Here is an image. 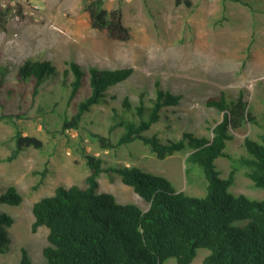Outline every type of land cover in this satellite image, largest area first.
Instances as JSON below:
<instances>
[{"label": "rangeland", "instance_id": "374dc122", "mask_svg": "<svg viewBox=\"0 0 264 264\" xmlns=\"http://www.w3.org/2000/svg\"><path fill=\"white\" fill-rule=\"evenodd\" d=\"M190 1L191 5H177L176 0H105L110 10L123 8L132 37L122 41L91 27L87 0H0V65L9 70L0 98H7L8 90L17 86V67L28 58L51 60L61 70L65 62L73 60L86 69H135L130 78L109 89L108 103L95 106L80 129L62 128L67 99L60 100L61 92L53 86L46 95L34 99L29 84L24 95L9 100L3 111L17 114V126L23 134L40 138L43 147H30L16 160L4 161L15 144L16 125L0 120V191L16 185L24 197L19 205H0L16 219L10 228V248L0 255V264H20L23 249L33 264H48L44 249L50 243L49 229L42 226L33 231V206L54 194L60 185H84L90 173L84 150L109 165H134L161 174L188 195L207 194L205 173L200 165L187 161L188 152L178 151L160 159L140 140L103 149L92 133L116 140V134L109 130L108 115L114 107L120 108L126 97L135 102L141 94L155 97L157 81L183 96L179 105L169 107L173 123L162 120L145 132L153 135L162 131L163 138L180 139L187 131L211 137L223 113L207 105V100L223 92L229 97L244 92L255 120L239 131L233 130L235 135L226 148L229 155L219 157L216 163L223 178L236 170L232 192L254 200L264 198V190L254 185L240 163L241 157L249 155L245 138L259 141L264 133V0H248V5L234 0ZM89 92V87L85 88L81 97ZM55 101L61 104L54 105ZM41 178L43 182L37 186ZM99 181V191L113 193L118 202L149 208L148 201L119 175L112 181L103 172ZM209 253V249L200 248L191 264H206ZM165 264L178 263L169 258Z\"/></svg>", "mask_w": 264, "mask_h": 264}, {"label": "trees", "instance_id": "16d2710c", "mask_svg": "<svg viewBox=\"0 0 264 264\" xmlns=\"http://www.w3.org/2000/svg\"><path fill=\"white\" fill-rule=\"evenodd\" d=\"M184 2L191 5L190 0H176L177 5ZM86 10L91 27L108 32L113 39H131L132 31L125 23L122 6L110 10L105 0H87ZM2 17L0 12V21ZM64 65L61 70L51 60L28 58L17 67V86L8 90L7 98H0V120L16 125L15 144L4 161L16 160L30 147H43L40 138L23 134L17 126V114L3 111L9 100L29 90V84L34 99L42 93L46 95L49 86L60 90V100L67 99L62 128L80 129L95 106L108 103L109 89L126 81L135 71L133 67L86 69L74 60ZM8 71V67L0 65V91ZM88 87L90 92L81 97ZM182 98V94L163 88L157 81L155 97L141 94L138 102L126 97L121 107H114L108 115L109 130L116 134V140L99 132L92 133L103 149L140 140L160 159L178 151L188 152L187 161L197 163L205 173L207 194L188 195L161 174L134 165H109L84 150L90 169L84 185H60L54 194L41 198L33 206V231L42 226L49 229L50 243L44 249L48 264H165L169 258H175L178 264H191L200 248L210 250L206 264H264V198L254 200L244 193L232 192L236 170L223 178L216 163L219 157L229 155L226 148L235 135L233 130L239 131L255 120L245 94L240 91L238 96L229 97L223 92L207 100V105L223 113L213 126L211 137L190 131L184 132L180 139L163 138L162 131L147 135L145 132L162 120L174 122L169 107L179 105ZM118 129L122 131L119 133ZM245 145L249 155L241 157L240 163L247 168L246 175L254 185L264 190V133L259 141L247 136ZM103 172L112 181L119 175L148 201L149 208L120 203L113 193L100 192L99 177ZM23 200L16 185L0 191V205H19ZM15 222L13 215L0 208V255L10 248V228ZM20 264H33L26 249Z\"/></svg>", "mask_w": 264, "mask_h": 264}, {"label": "built area", "instance_id": "2783aa9c", "mask_svg": "<svg viewBox=\"0 0 264 264\" xmlns=\"http://www.w3.org/2000/svg\"><path fill=\"white\" fill-rule=\"evenodd\" d=\"M2 7H5L6 6V3H2L1 4ZM36 8H38L39 6H35Z\"/></svg>", "mask_w": 264, "mask_h": 264}]
</instances>
